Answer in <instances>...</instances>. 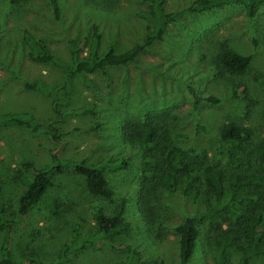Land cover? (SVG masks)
Wrapping results in <instances>:
<instances>
[{"label": "rangeland", "instance_id": "374dc122", "mask_svg": "<svg viewBox=\"0 0 264 264\" xmlns=\"http://www.w3.org/2000/svg\"><path fill=\"white\" fill-rule=\"evenodd\" d=\"M194 1L162 0L170 19L161 38L144 47L127 66L106 67L104 73L87 74L83 79L68 77L51 63L33 62L28 55L39 51V43L69 65L68 43L89 39L93 25L98 28L99 54L109 46L121 53L142 45L149 27L140 15L143 4L136 0H57L60 12L56 19L49 0H0V114L26 113L54 122L64 133L62 160L100 167L113 191L111 200H103L88 194L81 176L53 175L56 185L12 233L10 250L15 262L24 264L28 256H35L43 264H178L172 227L203 213L204 204L200 197L156 186L150 201L153 223L139 215L141 151L125 143L124 119L158 116V127H164L183 156L204 155L224 171L226 184L232 173L243 176L256 171L255 151L264 137V5L248 19L239 4L191 13L188 8ZM221 49L250 57L243 75L217 71L213 60ZM35 83L59 90L46 94L23 88ZM67 84L70 92L66 96L62 87ZM208 97L217 103H207ZM55 101L57 114L52 111ZM230 122L251 130L243 146L249 164L240 169H234L227 158L233 147L218 138V128ZM46 133L44 127L0 128V221L17 223V200L32 180L23 165L40 169L50 164L54 145ZM122 158H130V163L113 164ZM243 194L238 192L232 199L227 188L221 206L236 210ZM51 201L55 211L50 209ZM210 205L215 208L214 199ZM116 212L127 224V232L110 237L113 247L100 244L95 215ZM220 215L229 214L225 210L213 213L200 224L188 264H212L208 231L216 227ZM230 253L233 260L237 258V253ZM263 263L262 256L251 262Z\"/></svg>", "mask_w": 264, "mask_h": 264}, {"label": "trees", "instance_id": "16d2710c", "mask_svg": "<svg viewBox=\"0 0 264 264\" xmlns=\"http://www.w3.org/2000/svg\"><path fill=\"white\" fill-rule=\"evenodd\" d=\"M14 3L15 0H9ZM144 5L140 12L141 17L149 24L148 34L142 45H135L121 53H115L113 46L107 47L100 54L99 33L97 26H92L89 39L84 38L76 43L69 42L68 50L70 64H62L52 56L43 44L38 43L39 51L35 50L28 58L36 63H51L60 67L69 77L78 76L84 79L87 74L104 73L106 67H125L135 61L144 47L155 40H159L165 31L169 14H166L162 0H136ZM53 16L59 18V5L57 0H49ZM231 4H239L245 16L253 19L257 8L264 5V0H195L188 8L191 13H202L212 9H220ZM30 40V38H28ZM34 45V44H33ZM250 63L249 56L240 55L228 49H221L213 60L218 72L231 76L243 75ZM25 90H39L46 94H55L58 88L46 87L41 83L25 84ZM67 96L70 92L68 84L62 87ZM194 95V92L190 90ZM196 99V97L194 98ZM66 100V99H65ZM64 100V101H65ZM66 100L65 102H67ZM207 103H217V100L208 97ZM57 101L52 105L54 114L58 113ZM158 116H146L143 120L131 118L121 122V129L125 143L137 145L140 152V173L138 176L139 194L137 204L139 215L153 223V212L150 207L151 193L154 189L162 187L171 193L179 192L183 196L200 197L205 211L201 214L184 218L172 227L177 245L178 264H188L191 260L200 233V224L210 219L213 213L226 211L228 217L219 216L216 227L209 230V242L213 247L211 255L212 264H251L253 258L264 257V137L255 151L256 171L240 176L232 173L227 180L224 171L216 164L206 160L204 155L193 159L183 156L182 150L175 146L166 134L164 127H158L155 122ZM52 121H43L33 118L26 113L0 114V128L5 126L25 127L35 130L38 127L47 129V137L53 143L50 151V164L37 169L31 164H24L23 169L32 175L24 192L17 200V223L0 221V264H22L15 262L10 250L11 236L16 227L24 223L26 217L38 202H41L49 188L56 185L53 175L71 173L84 179L85 188L89 195L103 200H111L113 191L109 188L101 168L86 164L83 161L70 162L62 160L61 151L64 143L61 137L62 130L53 126ZM57 123V122H56ZM251 130L240 124L230 122L218 128V138L221 142L230 144L233 152L227 154L228 161L234 169H240L249 164L247 149L243 146L249 141ZM130 158L116 160L114 165H128ZM235 199L237 193H244L236 203L238 208L221 206L225 190ZM1 196V187H0ZM214 199L215 208H211L210 200ZM50 209L55 211V203L51 201ZM1 207V206H0ZM98 229V242L113 247L110 237L118 233L127 232V224L122 221L120 212L111 216L95 215ZM208 235V236H209ZM230 252L237 253L233 260ZM232 260V262H231ZM234 261V263H233ZM24 264H43L37 257L28 256ZM116 264H130L121 262ZM158 264H164L160 261ZM264 264V263H263Z\"/></svg>", "mask_w": 264, "mask_h": 264}]
</instances>
